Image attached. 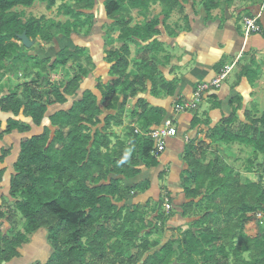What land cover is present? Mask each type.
<instances>
[{"label":"trees","instance_id":"obj_1","mask_svg":"<svg viewBox=\"0 0 264 264\" xmlns=\"http://www.w3.org/2000/svg\"><path fill=\"white\" fill-rule=\"evenodd\" d=\"M36 1L0 0V83L19 71L27 79L0 99L1 111L13 115L5 127L0 119V141L16 132L30 133L33 126L43 128L41 134L22 139L9 195L0 202V264L18 258L19 250L41 229L47 231L51 247L46 264H264V230L254 239L245 233L248 214H264V159L260 174L243 179L202 149L200 157L194 155L188 162L189 171L184 175L188 202L179 211L174 210L172 199L169 213L164 205L159 209L158 203L131 208L121 205L141 191L138 185L126 187L123 178L139 176L141 165L147 169L159 166L158 157L153 155L155 143L146 134L160 127L168 112L140 101V133L133 129L128 140H118L114 128L124 125L126 106L147 91L148 82L152 83L153 95L162 89L174 97L177 89V82L157 78L156 57L141 61L140 74L131 71L128 43L131 39L146 42L157 36L161 22L167 24L185 0L105 2L107 16L121 29V46L107 54L111 81L97 85L101 100L90 90L81 94L84 80L96 68L86 49L64 48L54 58L42 59L29 55L33 49L21 40L26 35L29 40L41 38L51 43L58 36L69 38L85 28V35H90L94 17L68 4H63V10L71 20L64 24L16 11L18 7L31 8ZM40 1L52 10L58 1L67 0ZM75 2L84 6L85 0ZM87 2L93 7L94 0ZM221 2L203 0L207 17ZM158 3L163 7L162 21L157 15L148 18L151 6ZM134 9L145 21L131 27V17H120ZM156 46L154 40L151 54L158 53ZM42 50L47 51L45 47ZM58 69L62 77L44 101L36 87ZM69 98L79 99L47 119L51 106L65 105ZM175 105L180 107L182 103ZM105 111L116 113L105 117ZM47 120L49 125H45ZM236 120L237 114L233 113L206 134L222 138L225 143L247 144L264 156V114L251 126H235ZM198 126L193 124V128ZM10 154L11 150L0 151V166ZM4 175L5 170H0V184ZM17 214L23 220V231L16 226ZM175 214L193 221L186 224V229H171L176 234L163 244V237L158 236L170 230L168 222ZM6 223L11 227L7 231Z\"/></svg>","mask_w":264,"mask_h":264},{"label":"crops","instance_id":"obj_2","mask_svg":"<svg viewBox=\"0 0 264 264\" xmlns=\"http://www.w3.org/2000/svg\"><path fill=\"white\" fill-rule=\"evenodd\" d=\"M87 1L84 2L86 7L77 4L75 0H67L65 3L58 1L52 10H48L46 3L37 0L33 7H18L16 11L24 12L27 17L37 19L46 17L64 24L71 20L63 10V4H68L76 11L94 17L90 35H85V28L82 33H75L69 38L63 35L58 36L51 43H45L41 38L30 40L33 43L30 49L33 50L28 54L45 59L54 58L64 48L71 51L77 48L86 49L91 56L90 61L95 64L96 68L84 80L81 94L90 90L101 100L97 85L99 82L111 81L108 76L111 65L106 62V59L109 51L121 46L118 39L121 29L117 27L115 20L110 19L106 14L105 2L107 0H94L93 7L90 6L92 2ZM162 12L163 7L160 3L153 4L148 18L157 15L162 21ZM128 17L133 19L131 27L145 21L138 9L130 12L126 10L120 19L127 20ZM247 18H258L260 29L258 32H252L246 26L244 20ZM158 31L157 36L146 42L136 39L129 40L131 71L140 74L143 70L141 61L156 57L157 78H163L167 82H177L175 96H167L162 89L153 95L151 93L152 83L148 82L147 91L129 101L123 116L124 125L114 128V138L126 141L133 129H139L140 101L165 109L168 112L167 119H174L178 135L165 141L166 149L158 157L159 166L157 168L147 169L141 165L139 176L133 179L123 178L126 187L133 188L138 185L141 191L135 198H130L121 205L125 204L131 208L136 205L145 207L148 203H158L161 209L166 200L172 199L174 210L179 211L178 209L188 202L184 194V175L189 171L188 162L194 155L200 157L202 149L207 154L217 157L221 166L230 167L243 179L246 176L253 178L262 171L264 156L255 148L240 142L225 143L222 138H212L206 132L220 125L233 113L237 114L235 126L239 124L251 126L264 114V0H222L220 7L212 11L210 18L204 12L203 0L181 1V6L176 8L167 24L161 22ZM154 40L157 42V54L150 52ZM43 47L47 50L46 52L42 50ZM226 68L230 70L221 86L219 88L210 87L202 94L195 108L188 107L195 102L198 87L211 83ZM56 71L36 87L44 95V101L48 99L47 94L52 85L62 77L61 69ZM26 82L27 79L23 77L22 71H19L17 76H6L0 83V99L9 93L10 88ZM46 84L48 91L44 87ZM78 99L69 98V102L65 105L51 106L47 119L60 110L69 109ZM50 100L53 99L50 98ZM177 102L182 103V106L177 107L175 105ZM115 113L105 111L104 116ZM11 118H13L12 114H5L0 109V119L4 127ZM20 119L30 123L29 119L24 117ZM195 123L199 125L197 128H193ZM47 124L49 125L48 120L45 122V125ZM42 132L43 128L33 126L30 133L16 132L11 136H5L0 141V151L2 149L11 150L5 163L0 166V170H5L3 182L0 184V202L2 197L9 195L14 164L19 157L22 139L39 135ZM257 140L259 141L260 137ZM188 147H190V152L187 151ZM256 158L259 160L255 161ZM218 170L219 168L214 170L215 173ZM147 183H150V186L147 187ZM248 217L250 220L245 226V233L254 239L264 230V214L251 213ZM191 221H193L192 218L183 219L181 215L175 214L168 222L170 230L165 232V235L169 233V236L166 238L163 234V244L170 236L176 234L171 229L179 227L186 229V224ZM10 228L6 223L5 231ZM18 230L23 231V227ZM19 254L18 258L3 264H46L51 257L47 231L41 229L33 234L30 242L19 250Z\"/></svg>","mask_w":264,"mask_h":264},{"label":"built area","instance_id":"obj_3","mask_svg":"<svg viewBox=\"0 0 264 264\" xmlns=\"http://www.w3.org/2000/svg\"><path fill=\"white\" fill-rule=\"evenodd\" d=\"M244 22L252 32H258L260 30L258 26V18H247L244 20ZM229 70L230 68H226L211 83L207 85H200L195 94V102L190 104L188 107L195 108V104L200 100L202 94L210 87L219 88L222 81L227 77ZM135 132L140 133L139 129H135ZM177 135L178 129L174 119H167L160 127L150 130V132L146 134V137L155 143L153 155L159 157L161 154H163L166 149L165 141L170 138H175ZM164 208L166 209L167 213L171 211L172 207L169 203V200L165 201Z\"/></svg>","mask_w":264,"mask_h":264},{"label":"rangeland","instance_id":"obj_4","mask_svg":"<svg viewBox=\"0 0 264 264\" xmlns=\"http://www.w3.org/2000/svg\"><path fill=\"white\" fill-rule=\"evenodd\" d=\"M57 72V71H56ZM61 79V77L60 78H58V81ZM53 80V79H52ZM55 81V80H54ZM44 87H45V89H46V91H48V85L46 84V85H44ZM115 141V140H114ZM21 216L20 215H16V226H17V228L18 229H22V227H23V222H22V218H20ZM172 232H174V231H172ZM165 235V234H164ZM166 238L169 236V233H167L166 235ZM159 238L160 237H164L163 236V234L161 233V234H159V236H158ZM171 237V236H170Z\"/></svg>","mask_w":264,"mask_h":264},{"label":"water","instance_id":"obj_5","mask_svg":"<svg viewBox=\"0 0 264 264\" xmlns=\"http://www.w3.org/2000/svg\"><path fill=\"white\" fill-rule=\"evenodd\" d=\"M21 40L23 41L24 45L28 48H31L33 46V43L27 38L26 35L22 36Z\"/></svg>","mask_w":264,"mask_h":264}]
</instances>
